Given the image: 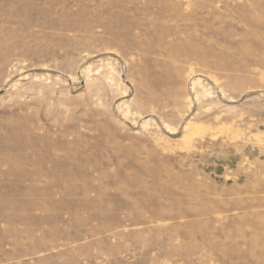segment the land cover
<instances>
[{
	"label": "rangeland",
	"instance_id": "374dc122",
	"mask_svg": "<svg viewBox=\"0 0 264 264\" xmlns=\"http://www.w3.org/2000/svg\"><path fill=\"white\" fill-rule=\"evenodd\" d=\"M0 264H264V0H0Z\"/></svg>",
	"mask_w": 264,
	"mask_h": 264
}]
</instances>
